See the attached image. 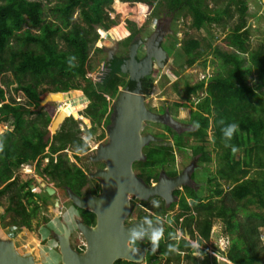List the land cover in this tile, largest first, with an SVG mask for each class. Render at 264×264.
I'll use <instances>...</instances> for the list:
<instances>
[{"label": "trees", "instance_id": "trees-1", "mask_svg": "<svg viewBox=\"0 0 264 264\" xmlns=\"http://www.w3.org/2000/svg\"><path fill=\"white\" fill-rule=\"evenodd\" d=\"M46 1L53 3L50 8L54 17L52 21L46 19L43 0H0V76L10 74L14 78L12 81L17 83V87L11 90H23L28 99L27 106L10 99V103L0 109V121H10L12 126V130L0 136V143L3 144V151H0V197L15 184L18 177L15 168L37 163L43 158H48L49 163L41 168L42 161L39 162V173L49 178L57 188L70 190L77 197L87 196L93 191L89 175L71 164L64 154L70 146L80 149L85 146L82 131L76 126L78 122L73 117L67 118L60 130L50 137L48 127L40 128L32 118L37 113L42 119L46 116V125H50L53 109H50L52 104L42 106L45 97L51 92H68L75 87L73 81L83 80L86 83L84 95L90 101L84 110L85 116L94 126L109 127L112 108L106 96H110L111 101L115 100L120 87L124 86L123 80L114 71L98 84L86 79L92 49L96 48L98 53L104 54L105 48L109 47L100 42L97 48L96 43L100 39L99 32L109 33L116 25L112 8L115 0ZM120 1L140 3L155 20L159 19L160 13L170 18L190 16V27L196 30H201L206 24L219 23L224 17H232L233 6L237 7L240 22L227 35L225 44L213 48L215 56L222 63L221 70L206 81H198L194 85L186 81L183 83L184 99L194 108L187 123L190 128L179 134L166 126L172 145L151 142L143 149L145 160L134 163L133 169L150 185L151 179L159 178L157 170H164L169 176L175 175L174 153L187 149L195 158L196 167H208L213 162V152L207 147L211 131L212 143L219 151L217 173L209 178L213 197L198 198L193 187L184 186L185 197L180 196L178 203L168 207L157 206L155 211L158 215H164L177 206L180 213L175 220L189 214L183 220V228L188 234L197 231L204 239L211 234L213 220H220L230 238L227 258L232 264H264L260 230L264 228V45L258 44L252 50L248 45L250 31L246 26V0L227 1L223 9L211 6L216 0ZM76 12L79 19H74ZM143 25L138 19L127 18L115 30V37L127 46L142 33ZM199 47L201 44L197 40L184 41L181 49L186 65L193 64L203 55ZM243 55L249 59L245 67L241 58ZM118 62L114 69L120 65ZM169 71H172L173 77L177 75L174 69ZM254 75L256 78L252 83ZM45 82L52 83L53 87L41 91ZM4 83L7 87L12 84L11 81ZM144 86L148 96L154 86V78L145 80ZM176 88L175 85V91ZM198 92L204 93L205 97H198ZM191 95L196 97L198 103L191 102ZM4 101V91L0 87V103ZM70 109L62 113L69 114ZM42 110L47 113L42 114ZM220 121H224V124ZM231 123L239 127L232 138L226 140L221 129ZM197 124L199 127L195 126ZM159 136L165 135L161 133ZM190 139L195 142L194 145H189ZM232 147L237 149L235 153ZM254 170L255 173L251 175ZM191 179L195 180L194 173ZM35 180L33 177L20 186V191H25L26 203L19 199L17 207L6 208L7 212L21 216L24 220L22 225L29 228H32V217L41 210L36 202L39 197L31 188ZM223 182L228 185L227 189L223 187ZM173 197L178 198L179 191H174ZM10 200L14 201V198ZM186 200H190V204ZM80 211L85 224L95 223L92 212ZM240 213H243L242 216ZM145 218V214L139 213V219ZM163 234L165 237L157 249L161 255H165L169 261L174 259L179 262V254L167 250L168 245H177L179 251L188 253L186 258L196 262V258L191 256V247L186 246L190 245L187 241L177 243L169 227ZM203 254L209 259L208 254ZM146 256V260L151 261L154 253L150 250ZM210 259L209 264H218L215 258Z\"/></svg>", "mask_w": 264, "mask_h": 264}, {"label": "rangeland", "instance_id": "rangeland-1", "mask_svg": "<svg viewBox=\"0 0 264 264\" xmlns=\"http://www.w3.org/2000/svg\"><path fill=\"white\" fill-rule=\"evenodd\" d=\"M43 1L45 6L46 19L47 21H52L54 17L51 14L50 8L52 7L53 3H48L46 0ZM227 1L230 0H216V2L211 3V6H216L223 9L225 6H227ZM246 3L248 7V12L246 15V26L247 29L250 31V41L248 45L252 50L258 44L264 45V0H246ZM112 8L113 14L115 16L114 19L116 21V25H113L111 29L113 31H110L108 34L105 35L106 39H104L105 41L102 42L105 45L112 46L114 43L117 42V38L115 37V30H117L118 27L122 26V24L126 22L127 18L138 19L144 24V37H146L149 33H152L153 30L156 29L157 25H160L163 30L162 32L168 31L167 38L164 42L165 44L168 43L167 45L172 46L173 48L174 63L171 68L174 69L175 72H177V75L173 77L174 75L172 74V71H169L168 67H165L164 72L159 75H157L158 70L155 71L154 77H152L154 78V86L150 91V94H148L146 104L154 109H162L166 106L170 107L169 109L171 113L169 114L172 118L182 122H188L190 111L194 108L189 101H186L184 99L183 83L186 81L187 83H189V85H194L198 81H206L208 77L217 74L221 70L222 63L220 59L215 56L213 48L219 44H225V39L227 35H230L233 32L234 27L240 22L241 18L237 7L233 6L234 15L232 17H224L219 23L206 24L201 30L191 28L190 16L186 15L170 18L169 16H163V14L160 13L159 19L155 20V18H152L150 16L151 13H146L145 8L138 2L126 3L121 2L120 0H115ZM75 18L79 19L78 12L75 13L74 19ZM99 35L103 37L104 32H100ZM186 40H197L199 44H201V47H199V51L203 52V55L191 65H186V58L183 55V50L181 49L182 44ZM224 47H226V45H224ZM168 52L171 53V50L169 48ZM106 58H108V54L98 53L93 48L91 51V58L88 64L89 72L97 73L98 71L103 69L106 64ZM241 58L243 66H248V56L243 55ZM205 61L206 66H204ZM166 68H168L167 71ZM255 78L256 75L253 76L252 83H254ZM12 79L14 78H12V76L8 73L3 76H0V85L3 89L7 91L8 97L9 93L11 92V89L17 87V83L12 81ZM4 81H11L12 84L7 87ZM73 84L75 85L74 89L68 91L67 94L59 95L58 99H55L54 103H50L52 104L50 105V109H53L51 123L54 121L56 115L59 112L71 108L69 110L68 115H71V113L73 114V112L76 113L75 121L78 122L76 126L79 127L81 130L90 129L92 125L91 120L87 118L84 113L85 108L89 106L88 102H90L84 95V87L86 83L83 80H77L73 81ZM175 85L177 86V91L174 90ZM48 87H53V84L50 82H45L41 88V91ZM197 96L205 97V94L198 92ZM17 97H19L22 102H25V99L22 95H19ZM85 97L87 102H85ZM190 99L192 103H198L195 96L191 95ZM176 104H184L186 106L176 107ZM43 113H47V111L42 110V114ZM32 119L39 124L40 128L46 129L48 127V131L51 129V124L46 125V116H44V118L42 119V116L37 113L33 116ZM4 124L5 123L1 125L0 123V131L4 129ZM9 129H12V127L8 126V130ZM106 129H108V127L104 125V127H92L89 131L87 130L86 132H82L81 137L84 142L86 138L93 137V143L90 147L85 145L80 149L74 146H70L67 148V150L64 151V154L67 155L66 157L69 162L82 168L84 171H86L89 176L92 173H95L100 163H104H94V161H92V158L97 155V149L99 148V145L108 140V136H106ZM160 130L167 132L166 126H162L159 123H157L156 125H153L152 123H145L144 125V131H149V133L153 135L160 133ZM173 131L176 132L175 129ZM166 134H164L165 140L162 141L161 144L169 146L172 144V142H170V136ZM50 137H52V133ZM156 137L162 138V136L159 135H157ZM208 141L209 143H207V147L213 152V162L208 167H196L194 171L195 180H193L195 182V186L192 185L193 190L196 188L198 198L201 199H210V197H213L211 193L212 184H210L209 178L213 175H216L219 164V151L216 150L212 143L211 131L209 132ZM194 144L195 142L190 139L189 145ZM84 150H86V154H83ZM174 156L175 165L177 164L174 169L182 171L183 169H186L189 165H191L192 158L189 149L183 152L175 151ZM39 162H41V160ZM39 162L27 163L25 164V166L15 168V174L18 175L15 184L11 185L7 193L0 197V239L3 240L5 237L10 238L11 236H14L12 238H15L14 242L16 249L23 255H36L38 264H62L58 263L60 260V255L59 253H57V251L53 250L56 244L51 239H54L53 232H57V234L63 233L62 222L65 220L63 218H61L62 221L59 220V218H57L58 215H54V207H48L53 206L55 204V200L53 199L54 197L46 195L47 193L46 191H44L45 188L43 187V184L45 183V187L49 186L50 188H54V183L51 182L49 178L43 177V175L39 173L40 170L38 169L37 165L39 164ZM46 163L47 162L45 160L42 161L43 166L46 165ZM135 172L137 173V171ZM157 173H160V170H157ZM253 173H255V170L252 171L251 175H253ZM36 176L37 179L34 181V183L31 184V188L33 189L36 195L38 194L39 199L36 200V202H39L42 206L39 213L32 217V221H30V224H32V228H29L24 227L22 225L24 220H22L21 216L17 215L14 212H7L6 208L8 206L17 207L20 201L22 203H26L27 200L24 194L25 191H20V186L24 184L28 179H32L33 177L35 178ZM154 181H156L155 178ZM222 185L224 188L227 189L228 185L225 182H223ZM61 197L63 201V211L66 213L69 212L71 215V220H68V222L65 223L68 225L74 224L73 220L74 217L77 215L76 211H74V209L69 206V203L66 201L67 198L64 194V191H61ZM10 198H14V201H11ZM19 199L20 201H18ZM42 201H47L48 208L44 206L45 204H42ZM162 202V200L156 199L155 203L151 201L145 206L142 205V207H144L146 210H149L151 213H147L148 215H145V217L149 218L151 221L160 222L164 224V227H159L158 229H165L167 225H170L171 233H173L174 235L175 232L179 236V238H182V232L180 231H182L183 229V223L179 228L180 222H176L175 220V216L178 214L179 208L177 206L174 207L172 211L166 212L165 215L161 216L163 217L161 218L162 220L158 219L155 208L157 206L162 208L163 206H166V204H162ZM188 203L190 204L189 201L187 202V204ZM139 213L144 214V212L137 207L130 215L129 220L139 218ZM242 214L243 213H240V216H242ZM52 221L55 222L54 225L57 226V229L52 228L54 227L51 224ZM70 229L71 244H75V242H78V240L80 243L82 239L81 234L73 232L72 228ZM260 230L261 239L264 245V228H261ZM151 232H148V236H150ZM14 233L15 235H12ZM189 240L191 241L190 237ZM222 241L223 250L221 247ZM208 242L210 243V248L208 249L207 254L210 257H214V252L220 253V255H226L228 247L230 245V240L229 236H227L225 226L220 220H213L211 228V237ZM151 247L152 246H147V252H150ZM192 251L194 250L191 249V256L196 258V262L194 260L191 261L189 258L185 257L188 253L184 256L180 255L179 262L174 261L173 257V261L167 262L165 258L160 256L158 250H156L155 252L152 251L156 255L154 256V258L156 259L152 258L151 261L145 260L143 264H209L211 262L210 257L209 259H207L205 257V254L203 255L204 257L201 258L198 256H194L192 254ZM201 252L206 253V251ZM218 264H222V262L220 261V263Z\"/></svg>", "mask_w": 264, "mask_h": 264}, {"label": "water", "instance_id": "water-1", "mask_svg": "<svg viewBox=\"0 0 264 264\" xmlns=\"http://www.w3.org/2000/svg\"><path fill=\"white\" fill-rule=\"evenodd\" d=\"M149 41V40H148ZM164 36L159 39L157 53L150 51V45L147 46L146 56L143 60L137 59V50L140 43L132 44L129 53V61H124L116 69L117 64L116 47L106 50V66L110 72L106 74L108 78L111 72L129 75L131 81L136 84L134 90L125 89L120 93L113 107L115 115L111 125L106 129L108 143L100 144L97 149V155L92 158L95 162H105L108 169L92 173L90 178H97L102 183V193L99 197L88 195L85 198H79L70 190L68 197L75 207L87 210L96 215V225L89 226L83 222L77 221V227L87 241V250L79 253L73 249L70 227L63 223L62 234H55L60 247V256L62 264H114L118 260H124L130 263H143L145 260V251L139 248L138 253L133 254L126 249L125 245L130 239L129 232L135 228L142 231L145 239V232H151L159 227H164L163 223L145 220L126 224L125 221L132 213L134 205L128 201L130 197L141 202H148L153 198H160L167 206L175 201L172 196L173 191L189 183L192 171V164L175 177H167L165 173L160 175L156 185H147L144 180L137 176L133 169L135 162L144 161L143 149L151 142L161 139L153 134H143V126L146 122L162 123L178 129L181 124L174 120L169 112L158 115L150 111L145 105V96L141 93L140 77H148L153 73V66L160 69L165 68L166 62L162 60L164 49L161 43ZM148 44V43H147ZM147 61L144 65L143 62ZM65 93L57 92L48 94L42 106L54 103L59 95ZM74 116V114H73ZM69 116L60 112L51 123L50 134L57 133L61 125ZM76 120V117H73ZM46 189L48 196H53L55 190L49 186ZM58 207V203L56 204ZM0 264H38L35 255H22L15 249L14 240L0 239Z\"/></svg>", "mask_w": 264, "mask_h": 264}, {"label": "flooded vegetation", "instance_id": "flooded-vegetation-1", "mask_svg": "<svg viewBox=\"0 0 264 264\" xmlns=\"http://www.w3.org/2000/svg\"><path fill=\"white\" fill-rule=\"evenodd\" d=\"M163 30H162V28L160 27V25H157V27H156V29H154L153 30V32L152 33H149L146 37H144V29H143V31H142V33H140V34H138L134 39H133V41L130 43V44H128L127 46H124L123 44H122V41L120 40V41H118L117 40V42L116 43H114V47H116V57H117V62L118 61H120V62H118V63H120V65L121 64H123L124 63V61H126V65H127V62L129 61V53H130V48H131V46H132V44H134V43H140V41H141V43L142 44H140V46H139V48H138V50H137V59L138 60H143L144 58H145V54H146V49H147V46L148 45H150L149 47H150V51L151 52H153L154 54H156L157 53V49L159 48V46H158V42H159V39L162 37V36H164V41H165V39L167 38V33H168V31H165V32H162ZM149 40V41H148ZM162 42L161 43V45H162V47H163V49H164V52H163V55H160L161 56V58H162V60L163 61H165L166 62V64H165V67H168L169 69H171V66L173 65V63H174V52L172 51V46H169V45H167L168 43H166L165 44V42ZM148 43V44H147ZM168 48L172 51L171 53H169L168 52ZM106 50H108V49H106ZM106 54H108V53H106ZM147 61H145V62H143L142 63V65H144L145 63H146ZM168 68H166V71L168 70ZM158 70V75L159 74H162L163 72H164V70H161L160 68H158L157 66H156V64H154V66H153V73H152V75H150V76H148V77H140V89H141V93L145 96V105H146V107L150 110V111H152L153 113H155V114H158V115H163L165 112H169V113H171V111H170V107H164V108H159V109H154V108H151V107H149L147 104H146V100L148 99V96H147V93L144 91L145 90V86H144V82H145V80H147V79H149L150 77L152 78V77H154V72L155 71H157ZM119 75H117L119 78H121L122 80H123V82H124V86L123 87H120V89H119V93H118V95H117V97H116V99L114 100V102H116L117 101V99H118V96L120 95V93L122 92V91H124L125 89H128V91H129V88H130V90H134L135 88H136V84L133 82V81H131V79L129 78V75H124V74H122V73H118ZM130 83H132V84H130ZM114 115H115V111H114V107L112 106V111H111V116H110V121H111V123H112V121H113V118H114ZM174 119V118H173ZM175 120V119H174ZM178 123H180L181 124V126L178 128V129H175L176 130V132H178V133H181V132H185V131H187L188 130V128H190L189 127V125L187 124L188 122H182V121H179V120H176ZM110 123V124H111ZM149 123H152V122H149ZM153 125H156L157 123H152ZM159 124H161L162 126H168L167 124H162V123H159ZM168 127H170V126H168ZM170 129H172V130H174V128H170ZM142 133L143 134H148L149 132L148 131H142ZM161 133H163V134H166V135H169V132L167 131V132H164V131H162V130H160V133H158V134H155V136H157V135H159V134H161ZM149 134H151V133H149ZM159 138V137H158ZM159 139H161V140H159V141H156V142H162V141H164L165 140V137L163 136L162 138H159ZM170 142H172L171 140H170ZM106 143H108V140H106V142H104V143H101V144H103V145H105ZM172 145V144H171ZM146 147V146H145ZM144 147V148H145ZM192 158V157H191ZM43 160H45L47 163H46V165L49 163V159L48 158H43L41 161H43ZM38 163V162H37ZM94 163H98V162H95L94 161ZM105 163V162H104ZM104 163H100L99 164V167H98V169L95 171V172H97V171H100V170H106V169H108V166H106V163L104 164ZM136 163V162H135ZM196 161H195V158H192L191 159V164H192V166H193V169H192V171L191 172H189V175H190V180H189V183H188V185H186V186H188V187H193V186H195L194 185V181L191 179V175L194 173V171H195V169H196ZM46 165H44L43 166V164H42V167H45ZM175 166H177V164L175 165ZM190 166V165H189ZM184 170V169H183ZM183 170L182 171H179L178 169H175V172H176V174L175 175H168L164 170H160V175L162 174V173H165L166 175H167V177H175L176 175H178V174H180L181 172H183ZM86 172V171H85ZM169 174H170V172H169ZM160 175H159V178H160ZM159 178H158V180H156L155 182L153 181L154 180V178L153 179H151L150 180V182L151 183H157L158 181H159ZM34 179H37V176L34 178ZM92 179V181H91V186H94V189H93V191H90V193L89 194H87V196L88 195H92V196H95V197H99L100 195H101V193H102V183H101V181L99 180V179H97V178H91ZM146 183V182H145ZM147 184V183H146ZM148 185V184H147ZM193 185V186H192ZM184 187V186H183ZM181 188V189H179V190H175V191H179V197L178 198H175L176 200H180V196H184V188ZM54 190H55V194H54V196H50V197H54L53 199L55 200V204L53 205V206H48V207H54V215H58L57 216V218H59V220H61L62 221V219L61 218H63L65 221H63L62 222V224L63 223H65V222H68V220H71V215H70V213L68 212V213H66V212H64L63 211V205H62V203H63V201H62V197H61V191H63L64 189H61V188H57L56 187V185H55V183H54V188H53ZM195 191H196V188L194 189ZM44 191H45V189H44ZM173 193H174V191H173ZM64 194L66 195V201L69 203V206L71 207V208H73L74 209V211H76V216L74 217V220H73V223L74 224H71L69 227L70 228H72V230H73V232H77V233H81V231L79 230V228L77 227V221H80V222H83L82 221V217H81V215H80V213H81V211H80V209L79 208H77V207H75L74 206V204L70 201V199H69V197H68V190H66L65 189V191H64ZM37 196H38V194H37ZM47 196H48V194H47ZM77 196V195H76ZM87 196H84V197H82V196H79L80 198H85V197H87ZM185 197V196H184ZM153 200H156V199H153ZM58 203V207H56V204ZM42 204H45L44 206H46L47 207V201H42ZM38 205L39 206H42L39 202H38ZM167 206V205H166ZM47 207V208H48ZM94 214V213H93ZM95 215V214H94ZM96 215H95V223L94 224H92V225H89V226H95L96 225ZM141 220H144V219H137V220H134V221H141ZM133 222V221H132ZM54 221H52L51 222V224H52V226H54V227H52V228H55V229H57V226L56 225H54ZM84 223V222H83ZM125 223L126 224H129V220L128 221H125ZM66 224V223H65ZM166 228V227H165ZM15 234V233H14ZM55 234H57V232H53V236H55ZM12 237H14V236H11L10 238L8 237V238H4L3 240H6V241H8V240H14L15 241V238H12ZM148 232H146L145 233V239L144 240H138L137 241V246L139 247V248H142L144 251H145V254H146V251L148 250V248H147V246H151V244H150V242H149V239H148ZM163 237H165V235L163 234ZM84 238V237H83ZM200 251H206V252H208V249L207 248H202L201 247V249H200ZM207 254V253H206ZM146 257V256H145ZM117 262H119V264H129V262H127V261H124V260H118V261H116L114 264H117ZM131 264H135V263H131Z\"/></svg>", "mask_w": 264, "mask_h": 264}, {"label": "clouds", "instance_id": "clouds-1", "mask_svg": "<svg viewBox=\"0 0 264 264\" xmlns=\"http://www.w3.org/2000/svg\"><path fill=\"white\" fill-rule=\"evenodd\" d=\"M99 34H100V32H99ZM106 34H108V32H105L104 33V36L102 37V36H100V39H99V41L96 43V47L98 48V44L100 43V42H103V41H105L104 39H106L105 38V35ZM114 47V44L111 46H109V47H106L105 48V53H106V49H110V48H113ZM95 50H96V48H94ZM91 58V57H90ZM90 61V60H89ZM89 66V65H88ZM105 66H106V64H105ZM106 67H108V66H106ZM109 68V67H108ZM89 71V69L86 71V73ZM113 72H111L110 73V75L112 74ZM109 75V76H110ZM116 75H119L118 73L116 74ZM106 79V78H105ZM92 82V81H91ZM94 84V83H93ZM98 84V83H97ZM0 87H1V85H0ZM2 88V87H1ZM3 89V88H2ZM3 91H4V95H5V101L3 102V103H0V109H1V107L4 105V104H9L10 103V99L12 100V101H14V102H16L17 104H20V105H24V106H27V104H28V99H27V95H25V93H24V91L23 90H19V91H12L11 90V92L9 93V97H8V95H7V91L5 90V89H3ZM54 93V92H53ZM64 93V92H63ZM65 94H67V92H65ZM19 95H22L23 97H24V99H25V102H18V100H20L19 99V97H17V96H19ZM28 108V107H27ZM78 112V111H77ZM60 113V112H59ZM58 113V114H59ZM79 113V112H78ZM69 117H73V115H68ZM81 116V115H80ZM68 117V118H69ZM67 120V119H66ZM78 120V119H77ZM0 123H1V125L3 124V123H5L4 124V129L2 130V131H0V136L3 134V133H5L6 131H10V130H12V129H9L8 130V126L9 127H12L11 126V122L10 121H6V122H2V121H0ZM8 124V126H7V124ZM92 123V122H91ZM146 123H149V122H146ZM220 123L221 124H224V121H220ZM0 125V126H1ZM144 125H145V123H144ZM51 126V125H50ZM62 126V125H61ZM92 126L93 127H97V126H94L93 124H92ZM196 127H199V125L197 124V125H195ZM238 124H236V123H231V124H228L226 127H224V128H222L221 129V131H222V133H223V136H224V138L226 139V140H230L231 138H232V136H233V134L238 130ZM61 128V127H60ZM60 130V129H59ZM58 130V131H59ZM143 130H144V126H143ZM142 130V131H143ZM57 131V132H58ZM49 132H50V130H49ZM149 132V131H148ZM82 134V133H81ZM147 134V133H146ZM149 134V133H148ZM51 135V134H50ZM55 135V134H54ZM53 134H52V136H54ZM92 143H93V137H91V138H86L85 139V145L86 146H88V147H90L91 145H92ZM225 146L226 147H228L229 145L228 144H225ZM0 151H3V144L2 143H0ZM237 151V149L235 148V147H232V152L233 153H235ZM83 154H86V150H84L83 151ZM136 173V172H135ZM137 174V173H136ZM138 176V175H137ZM154 181V180H153ZM145 182V181H144ZM155 182V181H154ZM157 183H151L150 182V185H156ZM183 187V186H182ZM182 187H180V188H178L177 190H179V189H181ZM54 196V195H53ZM172 196H173V194H172ZM183 196V195H182ZM184 197V196H183ZM153 199H160V198H153ZM153 199H150L148 202H141V201H139V200H136V199H134L133 197H130V199L128 200V201H130V202H132V204L134 205V209H133V211L138 207L140 210H142L143 212H144V214L145 215H148V214H151L150 213V211L149 210H146L144 207H142V203H149V202H153V203H155V200L153 201ZM175 199V198H174ZM161 200V199H160ZM163 201V200H162ZM178 200H176L175 199V201L174 202H172V203H176ZM187 202L189 201L190 202V200H186ZM164 202V201H163ZM165 203V202H164ZM171 203V204H172ZM166 204V203H165ZM170 204V205H171ZM189 204V203H188ZM169 205V206H170ZM145 206V205H144ZM166 207H168V206H166ZM133 211H132V213H133ZM131 213V214H132ZM148 213V214H147ZM180 213V211L178 212V214ZM130 214V215H131ZM177 214V215H178ZM165 215V214H164ZM176 215V216H177ZM187 215H189V214H187ZM187 215H184V216H182V217H180L179 219H177V221L176 222H180L179 223V227L181 226V224L183 223V220H184V218H185V216H187ZM152 216H155V215H152ZM157 216H158V219H160V218H163V217H161L162 215H158L157 214ZM175 216V217H176ZM129 217L130 216H128L127 217V219H126V221H128L129 220ZM137 219H139V218H135L134 220H137ZM133 219H130L129 220V224L130 223H133V222H136V221H134ZM145 220V222L146 223H151V221H149L150 219L149 218H145L144 219ZM162 220V219H161ZM133 221V222H132ZM68 225V224H67ZM68 226H70V225H68ZM167 227H169V228H171V226L170 225H167L166 226V228L165 229H155V230H153L152 232H151V234H150V236L148 237V239H149V242H150V244H151V251H153V252H155L156 250H157V248L159 247V242L164 238L163 237V230H166L167 229ZM193 227V226H192ZM180 232H182V234H181V237L182 238H179V236L174 232V240L175 241H180V240H185V241H187L190 245H186V246H189V247H191V249H193L194 251H192V254L194 255V256H198V257H201V258H203L204 256V254L200 251V249H201V247L202 248H207V249H209L210 247V243L208 242V240L210 239V237H211V234H210V236H209V238L208 239H204L202 236H201V234H199L197 231H194L193 232V234H189L188 235V233L186 232V230L183 228L182 229V231H180ZM196 232V233H195ZM146 233V232H145ZM58 234H60V233H58ZM81 235H82V237H84L83 236V234L82 233H80ZM12 235H15V234H12ZM129 236H130V239L127 241V243H126V245H125V247H126V249H128V250H130L131 251V253H133V254H136V253H138V251H139V248H138V246H137V241L138 240H141L142 238H143V236H144V233L142 232V231H138L137 229H135V228H133V229H131L130 230V232H129ZM227 236H228V234H227ZM54 237V239H51L53 242H57L58 243V245H59V242H58V240H57V238H55V236H53ZM189 237H190V239H191V241L189 240ZM85 239V238H84ZM229 240H230V238H229ZM70 242H71V239H70ZM177 242V243H178ZM204 242H206V243H204ZM77 241L75 242V244H71L72 245V247H73V249L74 250H76L77 252H79V253H84L86 250H87V248H86V250L85 251H83V252H81V251H79L77 248H76V245H77ZM86 243H87V241H86ZM221 247H222V250H223V241L221 242ZM15 249H16V247H15ZM53 250H55V251H57V253H59V255H60V247L58 248V250H57V248H55L54 247V249ZM167 250H168V252H171V253H177V254H179V256L180 255H182V256H184L185 254H186V252L185 251H179V248H178V246L177 245H168V248H167ZM16 251L18 252V253H20L17 249H16ZM146 253H147V251H146ZM207 253V252H206ZM227 253H228V251H227ZM227 253H226V255H220V253H217V252H214L213 253V258H215L216 260H217V262L218 263H220V261L222 262V264H232V261L231 260H229L228 258H227ZM21 254V253H20ZM23 255V254H22ZM36 256V255H35ZM145 256H146V254H145ZM154 256H156L155 254H154ZM160 256L161 257H163V258H165L166 259V261L167 262H169V260H168V258L165 256V255H161L160 254ZM37 258V257H36ZM146 258H147V256L145 257V260H146ZM154 259H156V258H154ZM144 260V261H145ZM219 260V261H218ZM58 263H61V256H60V260H59V262ZM130 263V262H129ZM144 263V262H143ZM143 263H138V264H143ZM136 264V263H135ZM168 264V263H167Z\"/></svg>", "mask_w": 264, "mask_h": 264}, {"label": "built area", "instance_id": "built-area-1", "mask_svg": "<svg viewBox=\"0 0 264 264\" xmlns=\"http://www.w3.org/2000/svg\"><path fill=\"white\" fill-rule=\"evenodd\" d=\"M110 72V69L108 68V67H104L103 69H101L100 71H98L97 73H90L89 71L86 73V78L87 79H89L90 81H92L94 84H97V83H101V82H103L104 80H105V76H106V74H108ZM106 100H108L109 102H111V108H112V106H113V104H114V100L113 101H111V99H110V96H106ZM18 102H21V100H18ZM85 102H87V100H86V97H85ZM89 104H90V102H88ZM88 104V105H89ZM92 124V123H91ZM93 126L91 125V128H92ZM101 127V126H100ZM102 127H104L103 125H102ZM79 128V127H78ZM90 128V129H91ZM80 129V128H79ZM90 129H86V130H81L80 129V131H82V132H86L87 130L89 131ZM161 219V218H160ZM82 236V235H81ZM78 240V239H77ZM204 243H206V242H204ZM55 248H59V245H58V243L55 241ZM76 248L79 250V251H81V252H83V251H85L86 250V248H87V243H86V240L82 237V239H81V241H80V243H79V240H78V243H77V245H76Z\"/></svg>", "mask_w": 264, "mask_h": 264}, {"label": "bare ground", "instance_id": "bare-ground-1", "mask_svg": "<svg viewBox=\"0 0 264 264\" xmlns=\"http://www.w3.org/2000/svg\"><path fill=\"white\" fill-rule=\"evenodd\" d=\"M64 114V113H63ZM73 114H74V116L76 115V113L75 112H73ZM72 113H71V115H73ZM65 115H67L68 116V114H65ZM76 117V116H75Z\"/></svg>", "mask_w": 264, "mask_h": 264}, {"label": "crops", "instance_id": "crops-1", "mask_svg": "<svg viewBox=\"0 0 264 264\" xmlns=\"http://www.w3.org/2000/svg\"><path fill=\"white\" fill-rule=\"evenodd\" d=\"M180 228V227H179ZM196 233V232H195Z\"/></svg>", "mask_w": 264, "mask_h": 264}]
</instances>
